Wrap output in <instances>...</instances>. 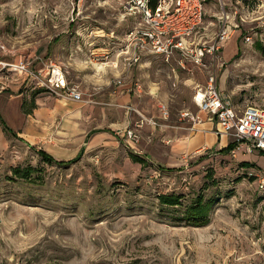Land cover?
Segmentation results:
<instances>
[{"label": "rangeland", "instance_id": "rangeland-1", "mask_svg": "<svg viewBox=\"0 0 264 264\" xmlns=\"http://www.w3.org/2000/svg\"><path fill=\"white\" fill-rule=\"evenodd\" d=\"M126 1L0 0L1 60L30 68L51 61L68 85L116 96L93 107L100 116L92 121L71 118V139L56 154L47 147L63 164L38 157L41 143L12 140L0 154V264H264V154L239 144L230 154L183 159L161 136L181 112H197L194 90L209 76L230 106L264 110V54L256 49L264 46V0H205L197 38L212 46L228 31L214 58L182 68L177 57L144 56L119 84L109 68L98 69L135 26ZM83 123L112 134L68 164ZM129 128L140 133L137 152L119 136ZM161 194L181 196V205L160 207ZM199 196L209 203L208 222L187 225L184 210Z\"/></svg>", "mask_w": 264, "mask_h": 264}, {"label": "built area", "instance_id": "built-area-1", "mask_svg": "<svg viewBox=\"0 0 264 264\" xmlns=\"http://www.w3.org/2000/svg\"><path fill=\"white\" fill-rule=\"evenodd\" d=\"M205 0H127L124 15L133 17L135 26L125 35L121 54L125 70L139 65L144 56L162 57L166 60L177 57L178 64L185 67L186 62L201 67L206 57L214 58L216 52L228 38V31L218 35L215 45L208 46L197 38L204 19ZM0 49L5 46L0 42ZM0 68L27 73L53 96L76 102L88 101L76 85H68L62 68L46 61L43 67L34 73L25 60L18 64L0 62ZM193 103L197 113H181V118L190 119L194 124L201 123L199 114L216 125L217 136L241 144L246 150L264 153V110L252 106L239 109L230 106L222 92L217 88L216 79L209 76L206 83L194 90ZM166 117L165 106L159 107ZM131 147L139 144L138 135L125 130L120 135ZM232 142V143H233ZM237 146V147H238ZM236 149V148H235ZM234 151V150H233Z\"/></svg>", "mask_w": 264, "mask_h": 264}, {"label": "crops", "instance_id": "crops-1", "mask_svg": "<svg viewBox=\"0 0 264 264\" xmlns=\"http://www.w3.org/2000/svg\"><path fill=\"white\" fill-rule=\"evenodd\" d=\"M229 42L233 47V38ZM120 54L121 52L115 56H110V58L109 56L105 57V61L107 62H103L101 64L103 66H100L98 69V71L104 72L106 68H109L114 75L113 80L119 84L122 83L121 80L126 77L131 69L125 70L122 65V59L119 56ZM23 61L24 60L10 63L18 64ZM0 62L9 63L1 59ZM45 63L46 61L30 69L36 73ZM65 82L69 84L66 80ZM71 85L78 86L83 97L88 101L76 102L53 96L38 80H35L27 73L21 74L0 68V116L7 128L16 134V137L8 135L0 124V154L5 152L9 145L13 144L12 140H14L28 148L32 147L34 149L36 145L41 143V148L37 147L35 150H43L54 158L53 154H56V148L62 147V143L68 142V140L71 139V126L69 122L71 118L75 120L79 119L81 122L89 119L92 121L93 118L100 116V111L93 107L99 108V106L109 105L111 101L116 99L114 93L106 95V93L101 94L98 93V91L88 92L84 90L83 92L78 84ZM67 103L70 105L81 104V107H79L78 110L70 111L68 108L70 105ZM60 113L62 114V118L58 115ZM181 113L180 119L178 118L179 124L173 126L165 125L166 128L161 135L165 142L169 144L168 149L175 150L179 153L181 158L185 159L195 157L205 151L208 152L212 149L221 150L227 147L228 138L225 136H217L215 123L208 121L204 114H199L201 123L194 124L190 119L181 118ZM58 117L61 118L60 123L56 122L59 119ZM71 123L74 124V122ZM84 123L83 126H86L87 129L81 135L80 147L75 155L80 151L84 153L86 144L94 145L100 139L112 134L109 129L97 130L95 128H88L87 124L84 125ZM132 130L138 135L140 139L139 144L135 147H131L126 139L125 143L129 151L132 150L137 152L142 139L137 130ZM45 143H47L46 146ZM47 147L53 151V154L47 152ZM57 154H63V152L59 151Z\"/></svg>", "mask_w": 264, "mask_h": 264}, {"label": "trees", "instance_id": "trees-1", "mask_svg": "<svg viewBox=\"0 0 264 264\" xmlns=\"http://www.w3.org/2000/svg\"><path fill=\"white\" fill-rule=\"evenodd\" d=\"M152 1V5L154 4V0ZM56 41V39L53 40V42ZM51 42V44L53 43ZM50 44V45H51ZM257 50L263 52L264 54V46H261L260 44H258L256 46ZM0 124L2 126V129H4V131L13 137H16V134L11 131L9 128H7L5 122L3 121V119L0 116ZM238 143L237 142H233L227 145L226 148L219 150L222 154H230L233 152V150L235 148H237ZM32 148V147H31ZM261 155L264 154L263 152L260 153ZM36 155L38 157H40L41 159H43L46 163L48 164H63L60 161H56L52 156L48 155L46 152H44L43 150H38L36 151ZM82 156V151H80L75 158H73L72 160H70V162H68V164H72L74 161H77V159H79ZM132 160L135 163H139L142 164V161L139 160L136 156H132ZM21 171V172H20ZM18 170L17 168L13 169V175L15 176H19L21 178H26L28 179L30 177V172L28 171H24V170ZM181 199L182 197L179 195H168V194H161L158 196V202L160 207H167V208H176V206L181 205ZM208 208H209V203H206L203 201V198L201 196H199L196 200H194L193 204H191L190 207L186 208L184 210V215L183 218L186 222L187 225H193V226H199V227H203L206 226V223L208 222Z\"/></svg>", "mask_w": 264, "mask_h": 264}, {"label": "bare ground", "instance_id": "bare-ground-1", "mask_svg": "<svg viewBox=\"0 0 264 264\" xmlns=\"http://www.w3.org/2000/svg\"><path fill=\"white\" fill-rule=\"evenodd\" d=\"M224 44H225V42H224Z\"/></svg>", "mask_w": 264, "mask_h": 264}]
</instances>
